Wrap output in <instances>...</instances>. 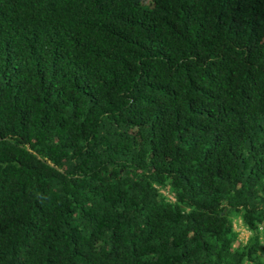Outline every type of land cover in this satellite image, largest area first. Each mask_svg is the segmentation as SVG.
<instances>
[{
  "label": "trees",
  "instance_id": "1",
  "mask_svg": "<svg viewBox=\"0 0 264 264\" xmlns=\"http://www.w3.org/2000/svg\"><path fill=\"white\" fill-rule=\"evenodd\" d=\"M0 264H264V0H0Z\"/></svg>",
  "mask_w": 264,
  "mask_h": 264
},
{
  "label": "rangeland",
  "instance_id": "2",
  "mask_svg": "<svg viewBox=\"0 0 264 264\" xmlns=\"http://www.w3.org/2000/svg\"><path fill=\"white\" fill-rule=\"evenodd\" d=\"M237 229L240 231V235H246L247 234V232L244 231V229L242 227L238 226Z\"/></svg>",
  "mask_w": 264,
  "mask_h": 264
}]
</instances>
